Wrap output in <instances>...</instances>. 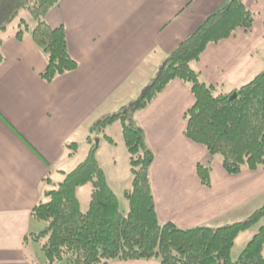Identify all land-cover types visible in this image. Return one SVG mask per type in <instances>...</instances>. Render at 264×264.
Listing matches in <instances>:
<instances>
[{"label": "crops", "instance_id": "obj_1", "mask_svg": "<svg viewBox=\"0 0 264 264\" xmlns=\"http://www.w3.org/2000/svg\"><path fill=\"white\" fill-rule=\"evenodd\" d=\"M230 1L62 0L47 22L65 28L78 69L51 84L41 78L47 59L31 38L19 41L17 27L1 34L0 264H45L30 250L35 242H25L41 231L32 212L44 193L87 156L91 126L132 103L133 93H144L167 57ZM246 5L255 16L253 28L210 45L194 64L219 94L232 93L264 71V0ZM194 104L189 86L175 80L137 116L155 155L150 175L159 220L183 230L244 221L264 205V167L233 176L215 158L212 186L203 187L197 165L211 158L185 136V114ZM115 125L107 129L116 131ZM109 136L114 144L100 137L107 145L100 142L98 160L119 199L118 192L125 195L131 187L129 156L122 128L119 137ZM72 143L77 151L70 156ZM259 227L238 236L232 257L242 253Z\"/></svg>", "mask_w": 264, "mask_h": 264}, {"label": "trees", "instance_id": "obj_2", "mask_svg": "<svg viewBox=\"0 0 264 264\" xmlns=\"http://www.w3.org/2000/svg\"><path fill=\"white\" fill-rule=\"evenodd\" d=\"M62 0H0V63L3 61L1 34L18 21L16 38L25 37L42 50L47 67L41 78L48 84L78 69L69 52L64 27L52 28L47 16ZM248 0H231L211 15L168 57L149 84L148 90L130 106L91 126L89 152L75 169L64 173L57 186L44 193L32 217L46 228L25 238L42 242L45 264H112L114 262L158 260L161 264H264V205L246 220L218 228L199 226L180 229L161 223L151 184L155 155L150 148L138 114L156 100L172 81L189 86L194 106L185 114V136L204 147L211 161L197 165L203 187L211 188L212 160L218 158L224 171L239 175L264 167V71L253 81L230 94H219L195 69L201 55L212 44L231 38L238 29L250 31L254 14ZM28 11L30 19H20ZM234 99H231L233 95ZM120 123L129 156L131 187L125 192L129 211L124 215L119 199L108 183L98 160V138L110 144L106 129ZM75 155L77 144L67 145ZM91 186L88 209L82 211L80 188ZM259 230L236 261L232 250L238 236L255 226Z\"/></svg>", "mask_w": 264, "mask_h": 264}, {"label": "rangeland", "instance_id": "obj_3", "mask_svg": "<svg viewBox=\"0 0 264 264\" xmlns=\"http://www.w3.org/2000/svg\"><path fill=\"white\" fill-rule=\"evenodd\" d=\"M20 19H30V15H29L28 11H22L20 13V16H19V20ZM17 24H18V21L14 22V24L11 25L8 30H11L12 28H16ZM142 95H143V93H141V92L133 93L131 96L132 100H133L132 103L137 102ZM132 103H129L127 106H130ZM115 126L116 127H114V128H117L116 131L114 129H112V130L107 129L105 131V134L109 136V134L111 133V135H113V137H117V136L119 137V133L121 134V125H120V123H116ZM101 138H103V136H101ZM114 139H115V141H117V138H114ZM97 141L100 144V142H101L100 138H98ZM101 144L107 145V143L104 139L102 140ZM85 158H86V156H83V158H81V160H80V163L83 162ZM216 159H218V158H216ZM118 193H119L118 195H119V202H120V210L124 215H126L129 211L128 201H127L124 194H122L121 192H118ZM90 195H91V186L90 185H88L86 187V189H83V191H80V193H79V199H80V203H81L83 212H86L88 209V205L90 202ZM39 224H41L40 225L41 231H43L46 228V224H44V223H39ZM258 226H260V225H258ZM30 250L34 251L33 252L34 257L38 256L39 260L41 259L42 261H44V256H43V252H42V242L33 243V245H31ZM239 255H240V252L237 253V251H236L232 257V260L236 261L238 259ZM63 264H65V263H63Z\"/></svg>", "mask_w": 264, "mask_h": 264}, {"label": "water", "instance_id": "obj_4", "mask_svg": "<svg viewBox=\"0 0 264 264\" xmlns=\"http://www.w3.org/2000/svg\"><path fill=\"white\" fill-rule=\"evenodd\" d=\"M236 97V95L234 94L232 97H231V99H234Z\"/></svg>", "mask_w": 264, "mask_h": 264}]
</instances>
